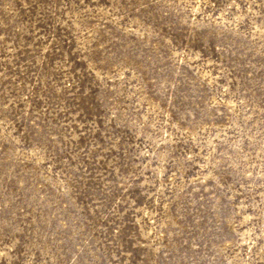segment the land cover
Here are the masks:
<instances>
[{
  "label": "rangeland",
  "instance_id": "rangeland-1",
  "mask_svg": "<svg viewBox=\"0 0 264 264\" xmlns=\"http://www.w3.org/2000/svg\"><path fill=\"white\" fill-rule=\"evenodd\" d=\"M0 264H264V0H0Z\"/></svg>",
  "mask_w": 264,
  "mask_h": 264
}]
</instances>
